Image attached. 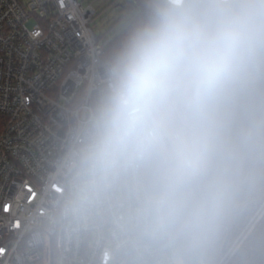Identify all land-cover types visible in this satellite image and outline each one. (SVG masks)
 <instances>
[{"label": "clouds", "instance_id": "obj_1", "mask_svg": "<svg viewBox=\"0 0 264 264\" xmlns=\"http://www.w3.org/2000/svg\"><path fill=\"white\" fill-rule=\"evenodd\" d=\"M145 7L82 110L57 219L111 232L120 264H219L233 217L264 198V0Z\"/></svg>", "mask_w": 264, "mask_h": 264}, {"label": "built area", "instance_id": "obj_2", "mask_svg": "<svg viewBox=\"0 0 264 264\" xmlns=\"http://www.w3.org/2000/svg\"><path fill=\"white\" fill-rule=\"evenodd\" d=\"M95 14L82 0H0V264L131 260L108 230L74 233L57 219L76 129L105 59ZM263 216L264 201L237 241Z\"/></svg>", "mask_w": 264, "mask_h": 264}, {"label": "rangeland", "instance_id": "obj_3", "mask_svg": "<svg viewBox=\"0 0 264 264\" xmlns=\"http://www.w3.org/2000/svg\"><path fill=\"white\" fill-rule=\"evenodd\" d=\"M82 1H84L85 3L91 2L96 8L95 18L92 21L91 25L96 30L97 34L101 36L105 47L118 39H122L123 43L128 34L137 26L138 23L142 21V18L139 16L137 7L135 6V0ZM29 25H31V23H29ZM263 201L261 202V204L263 203ZM261 204L258 206V208L261 206ZM262 219L263 217L256 223L255 228H253L250 232L246 233L242 237V240L239 239L237 241V238L230 245V247L234 246V250H236L235 252H237L238 248L243 245V243L251 245L252 241H247L246 239L250 238L254 232L256 233V228L260 226L259 224ZM262 236H258L259 238L256 236V239H254V245H252L255 248V251L259 252V256L257 257L255 264H261L262 259L264 258V238ZM258 242L262 244L261 247L257 246Z\"/></svg>", "mask_w": 264, "mask_h": 264}, {"label": "trees", "instance_id": "obj_4", "mask_svg": "<svg viewBox=\"0 0 264 264\" xmlns=\"http://www.w3.org/2000/svg\"><path fill=\"white\" fill-rule=\"evenodd\" d=\"M136 1V7L139 12V16L144 18L145 13H146V7H145V0H135ZM122 44V39H118L112 43H110L107 47L104 49V54L103 57L106 58L109 56L113 50L117 49L120 45ZM264 200V198H258L250 203L243 209H241L231 220L229 223L227 230L223 234L221 240L219 241V246H218V253H217V260L220 262L225 253L227 252L228 248L230 245L239 237V235L244 231L246 228L247 224L253 217L256 209L258 206L261 204V202ZM260 226L256 228V233L252 234L250 238H247V241H252L251 245H248L246 243H243L241 245L237 252L234 253V255L230 258L229 262L227 264H255L257 257L259 256V252L255 251V248L252 246L254 245V239H256V236L260 237L262 236L264 238V216L263 219L261 220ZM256 226V225H255ZM254 226V228H255ZM261 227V228H259ZM258 237V238H259ZM264 241V239H263ZM264 244V243H263ZM258 247H261V243H257ZM264 263V258L262 259V263Z\"/></svg>", "mask_w": 264, "mask_h": 264}]
</instances>
